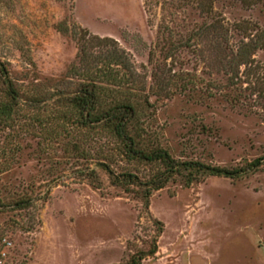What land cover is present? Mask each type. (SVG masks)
I'll list each match as a JSON object with an SVG mask.
<instances>
[{"label": "rangeland", "instance_id": "obj_1", "mask_svg": "<svg viewBox=\"0 0 264 264\" xmlns=\"http://www.w3.org/2000/svg\"><path fill=\"white\" fill-rule=\"evenodd\" d=\"M87 1L0 0V61L23 95L0 122V264H264V162L250 166L264 158V0H118L95 24ZM113 56L142 149L235 175L176 176L149 204L112 186L103 165L142 183L165 170L63 101Z\"/></svg>", "mask_w": 264, "mask_h": 264}, {"label": "trees", "instance_id": "obj_2", "mask_svg": "<svg viewBox=\"0 0 264 264\" xmlns=\"http://www.w3.org/2000/svg\"><path fill=\"white\" fill-rule=\"evenodd\" d=\"M117 1L118 0L87 1L89 3L84 11L86 13L84 18H87V15H89L92 23L95 24L97 20L94 16L97 17V15H102L101 13H105L106 15L115 14L121 11L122 8ZM93 9L97 11L95 12ZM135 14H137V12H135ZM58 29L60 32L66 33L62 28L59 27ZM258 40H262V37ZM258 44V42L255 43V45H251L250 43L246 44L241 52V57L244 59L248 55L250 48L252 50L256 49ZM150 54L152 56V52ZM92 68L93 69L86 74L87 77L84 75L85 78L79 83L74 92L63 99L66 105L77 115L79 124L83 128H101L108 130L123 143L124 151L129 157L143 162H160L165 167L162 173H159L150 181L142 183L135 175L123 173L117 176L113 172L108 171L106 165H103L102 170L108 175L112 186L122 187L128 185L139 188L143 192L146 203L149 204L150 194L164 189L169 181L176 176L185 177L187 183L190 184L198 177H230L235 175V173L228 172L224 169L206 166L199 162H177L166 150L161 148L152 151L142 149L137 134H135V136L132 135L130 130L138 118V109L134 105L132 99H130L131 96L128 98V94L132 95L133 92L131 90L134 88H129V91H125L124 93L115 91V89L111 88V86L122 88L123 85L128 83L125 75H121L119 71V69L125 70L126 62L122 57L113 56L109 60L97 59ZM0 74L6 95V101L0 103V122L7 123L16 113L18 106L21 104L23 95L17 85L9 77L7 66L1 61ZM28 100L29 103L34 106L46 102L45 97H32ZM262 162H264V158L256 160L250 165L251 170L258 167ZM243 172H246V170ZM91 174L98 177L95 171H92ZM27 203L28 202H24L17 206L26 205ZM140 261L141 260H139V262ZM132 264L140 263L134 260Z\"/></svg>", "mask_w": 264, "mask_h": 264}]
</instances>
